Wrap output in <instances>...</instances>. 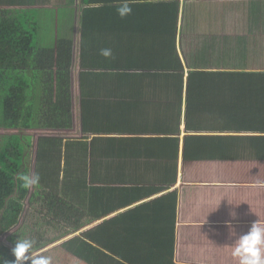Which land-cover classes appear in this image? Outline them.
<instances>
[{"label":"trees","instance_id":"trees-1","mask_svg":"<svg viewBox=\"0 0 264 264\" xmlns=\"http://www.w3.org/2000/svg\"><path fill=\"white\" fill-rule=\"evenodd\" d=\"M202 3L193 2L192 6L188 7L183 29L184 31L190 29L193 35L197 36L193 56L187 53L190 61H194V65L200 62L205 64L210 62V64L204 71L202 67L194 66L187 77V84L184 78L185 67L177 46L178 4L132 5V14L140 12L141 7L159 13L160 32L145 38H133L126 34V30H129V26L131 28L134 23L128 19L132 14L126 19L113 16L109 22L99 26L97 31L92 25L100 21L82 20L79 57L77 43L71 39L57 42L55 50L37 49L36 26L28 16L22 15L23 13L12 12L11 14L14 15H4L0 19V129L17 132L5 134L0 143V240L2 236L18 227L20 218L24 214V202L30 193V190L20 187V182L16 179L18 174H27L25 162L27 150L32 144L31 136L24 133L32 129L51 132L73 129V87L76 68L80 69L79 86L83 111L87 108L88 103L85 102L87 99L102 98L110 106L111 101H114L113 103L118 101L111 98H121L127 92H146L156 97L167 95L168 107L171 108V105H179L182 102L186 91L187 128L190 131L236 130V133H240L243 130L253 132L260 129L264 133V73L231 72L229 71L231 68L226 63L229 58L240 61L242 65H251L255 60L264 62V52L255 47L247 49L242 45L239 48L233 46L231 42L240 39L242 36L240 32L221 37L219 31L226 23V20L221 22L226 6L219 7L220 2H210L198 11L197 8ZM261 4L264 5V0H261ZM173 9H175L174 15L170 14ZM116 10L117 7L114 6L97 8L94 12L117 14ZM257 16L253 4L246 14L248 27L251 28ZM120 23L124 31H119L117 34L116 30L111 29H115ZM101 27L107 30L104 31ZM213 30L216 31L214 33L216 37L207 39ZM102 49H111L112 56L101 55ZM230 51L236 53L239 58L230 56ZM159 61L160 65L156 66ZM166 61L170 63L169 66ZM153 62L155 65L149 64ZM37 77L40 78L42 85L40 97L35 89ZM143 78L147 79V83L142 81ZM82 117H84L82 123L86 126L87 118H91L92 115L86 113L82 114ZM132 141L139 142V140ZM161 141L163 140H140L147 151L141 156H168L169 160H177L178 142L168 139L167 155L164 153L166 150L158 146V142ZM52 143H55V146ZM61 144L60 138L40 137L39 153L43 154L49 150L58 157L61 153ZM65 146L67 154L76 150V144L66 143ZM56 149L58 154L55 152ZM251 161L257 163H242ZM154 164L157 165L158 169H155L157 173L168 175V181H165L168 182V186H165L168 189L161 188L158 193L168 190V196L126 213L85 234L100 250L91 245V254L83 255L85 260L81 259L80 264H89V261L92 262L90 264L134 263L135 260L126 255L125 258H121L122 261L115 258V254L123 256V253H131L134 246L140 247L142 244L141 241L138 244L136 238L129 239L132 236L127 232L129 227L124 228L123 224L128 222L136 229L141 226L150 227L152 222L156 224L157 221H165V224L155 230L156 236H160L165 230L168 231L172 250L176 242L177 222L182 225L178 236L180 262L206 263L207 261L199 255L209 258L211 254L205 256L198 253V255L186 244L185 236L187 230L197 235L210 231L209 227L198 230L193 228L195 227L193 225L201 219V214H207L197 212L214 208L221 211L223 210L221 208H224L218 196L213 198L216 199L215 206L207 208L210 204L211 189L204 185H221V189L212 192L224 191L233 193L234 196H241V191L228 189L225 187L227 184L244 187L245 194H254L252 197L260 198L254 199L245 208L250 213L247 219L264 217V188L260 189L264 187V136L187 138L183 151L182 188L173 192L178 177L177 163ZM147 165L149 168L151 164ZM113 181L116 182L114 179ZM34 199L40 200L45 205L47 215L44 219L50 218L49 223L60 222L68 225L72 233H78L86 224L92 223L89 219L92 214L90 211L86 213L55 195L35 192L31 203ZM129 203L130 201L123 204L124 207L130 205ZM233 203L235 202L231 199L226 209L238 208L237 204ZM216 209L211 213L220 223L218 230H224L226 222L232 223L234 219L231 215L233 211L222 214ZM148 230H153V227L145 229ZM98 233L101 234L102 239H98ZM203 239L208 242L203 246L211 248L212 251L214 244L219 243L209 233H205ZM6 250L0 249V257L14 264V258L9 256ZM47 252L42 254L49 257ZM68 258L70 256L61 248L51 250V264H66Z\"/></svg>","mask_w":264,"mask_h":264},{"label":"crops","instance_id":"crops-1","mask_svg":"<svg viewBox=\"0 0 264 264\" xmlns=\"http://www.w3.org/2000/svg\"><path fill=\"white\" fill-rule=\"evenodd\" d=\"M193 2L202 3L197 8L198 11L204 5L213 2L219 3V7L225 5L226 9L224 17L221 22L226 20L225 26L220 29L219 35L224 37L226 35L230 36L233 32H240L241 37L238 40H233L231 43L233 46L239 48L240 45L244 46L247 49L252 47L260 48L261 52H264V5L261 4V0H133L132 5H147V4H158V3H168V4H178L179 5V17H178V35H177V46L180 52L182 62L185 67L186 76L192 69H189L182 57V51L185 49V43L181 38L184 34V20L187 16L188 7L192 6ZM111 3V4H108ZM255 5V14L257 18L255 23L252 24L251 28L248 27L247 17L248 11L250 8ZM119 0H0V19L4 16H12V12H20L22 15L29 17V20L33 22V25L36 26L38 35L42 38L45 37V32L42 30L48 29V32H51L50 36L45 38L47 43H51V46L42 47L43 49H53L57 46V39L52 42L48 41L49 37H52L55 29L59 26L58 19L61 18V23L63 25V36L70 37L73 41L77 40V31L81 33V23L82 20L88 22V20L99 22L94 26V30L97 31L99 26L103 25L104 22H109L113 16L118 18L117 14L110 12H98L95 13V9H101L104 7H118ZM8 12L10 14H6ZM175 9H173L172 15H174ZM97 15V17H95ZM159 13L150 12L149 9L141 7V11L137 14H132L130 21H134L129 26V30H126V34L133 38H145L157 35L160 31L158 28V23L161 19L158 18ZM121 19V18H119ZM121 22V20H120ZM138 22V24H137ZM84 24H86L84 22ZM42 25V26H41ZM104 31L106 28L101 27ZM218 29V28H217ZM252 29V30H251ZM118 34L119 31L123 32L122 24L117 25L115 29ZM53 31V32H52ZM252 31V33H250ZM216 31L213 30L212 33H209L207 39L211 40L216 37L214 34ZM58 37V36H57ZM221 41V40H220ZM81 42V40H80ZM37 39V46L40 47ZM184 45V48H183ZM231 46V45H230ZM37 47V49H38ZM230 56H237L236 53L230 51ZM239 58V56H237ZM235 60L229 58L226 63L231 72H262L264 73V62L263 61H254L248 65H242L240 61L236 64ZM168 63V66L170 63ZM155 65V63H149ZM210 62L197 63L194 65L196 67H202V70L208 68ZM160 65V61L156 66ZM193 66V67H194ZM142 81L147 83V79L143 78ZM187 84V77H185ZM74 92V91H73ZM77 94V93H76ZM77 97V95H76ZM78 98V97H77ZM113 100H118L113 103L111 101L110 106L105 103V100L102 98L94 97L93 99H87V108L83 111L81 109V94L77 105L79 106V119L78 125L76 126V120H74V129H79V132L84 135V138L81 139V143L85 145V151L87 156L83 159V163L93 165L89 173H85L84 180L86 176L88 177V185L84 191L92 197V213L94 214L98 208H120L115 209V211L107 212L104 215L102 214H91L92 223L86 224L84 227V233H89L100 228L107 222H110L116 218H119L121 215L132 212L137 208H140L144 205L153 203L160 198L168 196V190L159 193V189L168 186L161 180L154 177L151 173L153 169L157 170L156 164L154 163H177L179 166V174L177 177L176 185H174L172 191H176L182 188V175H183V151L185 146V141L189 137L195 136H250V137H261L264 136L263 131L258 129L257 131H246L236 133V130H230L228 132H219V131H205V130H196L190 131L187 128V93L183 94L182 102L179 105H171V108L168 107V97L167 95H156L151 93H136V92H127L122 95L121 98H111ZM74 100V95H73ZM79 103V104H78ZM107 105V106H106ZM91 113L92 117L87 118V125L84 126L82 120V114ZM72 129V130H74ZM13 134L17 133L16 131H9ZM71 131V130H70ZM50 131H44L42 129H32V131H27L24 134L31 136V141H35L34 137H37L38 134L48 133ZM69 132V131H67ZM23 133V132H22ZM47 137H50L47 135ZM146 139H159L163 140L158 142V146L166 150L168 155V139L176 140L178 142V158L177 160H169L168 156H141L142 153L147 152L144 149V146L141 145L140 140ZM70 142H74L71 138ZM79 140V138L77 139ZM132 140H139L134 142ZM67 142H65L66 144ZM65 144L61 148V154L56 156L49 152V150L43 153V160L51 163L53 160L60 164V158H62V169H65V166L69 162V159H72L74 156L79 154L81 151L73 150L70 154L66 153ZM65 146V148H64ZM152 153V152H151ZM54 157H51L53 156ZM34 156V155H32ZM45 157V158H44ZM67 159V161H66ZM42 160V162H43ZM124 162H145V165L151 164L149 167L148 175L141 177L140 184H127V181L133 179L134 175H129L127 172L117 173L114 179L117 182L116 190H106L107 182H102L104 178L103 171L101 166L106 163H115L123 164ZM242 163H257L255 161L251 162H242ZM94 165H97L95 167ZM154 165V166H153ZM180 167L182 170L180 171ZM40 168V167H39ZM148 169V165L145 167ZM67 169V167H66ZM68 170V169H67ZM155 170V171H156ZM157 172V171H156ZM182 173V174H181ZM52 175V174H51ZM50 175V177H51ZM139 178V177H138ZM168 179V175L165 176ZM206 188L211 189V199L210 204L207 205V208H213L216 204V199L214 197L218 196V199L222 202L223 210L219 211L218 208L216 211L222 214H225L226 211H235V218L232 221L233 231L235 235L230 233V230L226 227L224 230H218L220 225L217 217L212 215L214 209H207L205 211H199L197 213H207L201 214V219L195 223L193 227L195 230L200 228L209 227L211 228L209 232H203L201 234H194L187 230L185 236L187 238L186 244L192 250L196 251L197 254L208 255L211 254L209 258L202 257L205 261L204 264H238V261L232 256V247L231 244L235 238L242 233H245L249 230L252 223L256 220L264 222V217H256L254 219L248 220L247 217L250 216V213L245 210V208L250 205L254 199H260L258 197H252L254 194L247 195L244 193V187L240 185L227 184L228 189L240 190L241 196H234L233 193L222 192H212V190L221 189V185L208 184L204 185ZM224 186V185H223ZM168 189V187H165ZM264 187H260L262 189ZM112 192V194L110 193ZM199 192V191H196ZM195 193V192H194ZM233 195V196H232ZM233 200V204H237L238 208H233V210H227L226 208L230 204V200ZM130 201V205L124 207L123 204ZM229 203V204H228ZM242 207V208H241ZM80 208V207H79ZM264 209V208H263ZM211 211L213 213H211ZM86 213L89 211L86 210ZM228 212V213H229ZM212 215V216H211ZM94 217V218H93ZM165 224V221H157L156 224L152 222L153 230L145 231L149 229V226H141L138 228H133L128 222L123 224V227H129L132 230V233L129 239L137 240L142 242L140 247L134 246L131 253H123V256H118L115 258L122 261L121 258L126 255L127 257L134 259V263L126 264H202L200 262H180L178 259V236L179 230L182 226L179 222L176 225V242L174 244V250H172L171 240L168 238V231L165 230L160 236H156L155 230L160 228ZM209 233L215 237L219 242L214 244L213 251L211 248L203 246L204 243H208L203 239V235ZM98 239L101 238V234L98 233ZM165 237L167 239H165ZM96 248H99L97 245L92 243ZM139 244V243H138ZM144 246V248H142ZM145 249V250H143ZM102 250V249H101ZM137 250V251H135ZM108 253V252H107ZM125 258V257H124ZM173 259V260H172ZM172 262V263H171ZM209 262V263H208Z\"/></svg>","mask_w":264,"mask_h":264},{"label":"rangeland","instance_id":"rangeland-1","mask_svg":"<svg viewBox=\"0 0 264 264\" xmlns=\"http://www.w3.org/2000/svg\"><path fill=\"white\" fill-rule=\"evenodd\" d=\"M61 21H62L61 18H59L58 19L59 26L55 29L52 37L48 38L49 42H52L55 39H57L58 40L57 42H59L61 40H67L68 38H70L63 36V28H62L63 25ZM42 32H45L46 34L45 37L41 38L38 35V32L36 34L38 43L42 42L40 44V47L37 46L39 50H43L42 47L51 46V43H47L45 40V38L50 36L51 32H48V29H46L45 31L42 30ZM76 37L77 40L74 42L77 43V47H78L77 56H78L80 53L79 47L81 40V33L79 31H77ZM181 38L183 39L182 41L185 43V49L184 51H182L183 60L186 63L187 67L193 70L194 61L192 62L190 61V58L188 57L187 53L193 56L194 43L197 39V36L193 35L192 31L188 29L187 31L184 32ZM46 50H55V47L53 49H46ZM234 62L236 64L238 61H234ZM79 73H80V69L77 68L76 72H74V75L79 77ZM185 77H188L186 76V72L184 78ZM36 79H38V81L35 83V89H37L38 95L40 97V95H42V90H41L42 85H41V81L39 80L40 78L37 77ZM73 91H74L73 114H74V120H76L77 118L76 120V126H77L79 119L78 117L80 116L79 108H78L79 106L77 105V102L79 99V95L81 94V90L78 82H74ZM76 95L78 98L76 97ZM6 133H10V132H8L7 130L0 129V143L2 137L5 136ZM47 135L52 138H60V142H62L61 148L65 144V142H67V144H76V151H81L72 159H69L70 163L64 165L65 169H62V158H60V164H58L54 160L51 163H48L43 160V154L39 153V141L37 142V140H39L40 137L42 136L47 137ZM34 138L35 141H32L33 145L31 146L29 151H27L29 152V155L25 162V166L27 169V174L29 175L38 174L40 176V182L38 185L34 186L30 190L29 197L24 202V214L20 218L18 227H16L11 233L5 235L4 237L2 236L0 240V249L1 250L7 249L6 252L8 253V255L13 257L15 260V257L12 254V249L15 247V242L19 238L21 239L27 238V239H31L34 242V250L40 254L46 253L48 251L47 255L50 257L51 250L53 248H61L65 251L67 255L70 256L66 264H77V263L80 264L81 259H83V261L85 260V257L83 258V255L86 256L90 255L91 245L94 246L92 244L93 242L90 239V237L87 238V236L85 235L87 234V232L82 234L84 232L83 230L82 232L73 235L72 230L68 225H64L63 223L60 222L49 223L50 218L44 219V217L47 215V212L45 210L46 208L45 205L38 199H34L32 203L31 200L33 199V195L35 194V192H40L42 195L49 193L59 197L67 204L74 205L78 208L80 207V209L84 211L88 210L92 213V208H91L92 197L88 193H86V191H84L88 185V177L86 176L84 180V176H82V174L86 175L85 173H89L90 169L93 167V165L82 162L83 159L87 156V153L85 151L86 150L85 145L79 142L81 141V139L84 138V135L80 133L79 129L77 128L69 132L67 131L56 132V133L48 132V133L38 134V136ZM71 138H73L74 142H70L72 141L70 140ZM78 138L79 140H77ZM55 143H52V145L55 146ZM55 152L56 154H58L57 149L55 150ZM51 157H54V155ZM146 166L147 165H145V162L144 163L124 162L123 164H115V163L103 164L101 166L104 175L102 182H105L106 180L107 182L106 186L108 187L106 190H116L117 182L113 181V179L117 180L115 175L117 173L127 172L129 173V175H134L133 179L129 181L125 180L127 184L129 185L138 184V182L140 184V182H142L141 177L148 175L147 172H149V168L146 170L145 168ZM66 167L68 170L66 169ZM178 169H177V175L179 174ZM181 170L182 167H180V171ZM151 174L154 177H156L157 180L160 179L161 181H164V184H167V182L165 181H168V179L165 178L164 174L161 175L159 172L157 173L154 169ZM110 193L112 194V192ZM115 209H120V208H98L94 214L104 215L107 212L115 211ZM94 214L92 213V215ZM89 219H91V215ZM127 232L132 233V230L128 228ZM94 247L96 248V246ZM98 250H100V248H98ZM108 255L110 254L108 253ZM90 263L92 262L89 261V264Z\"/></svg>","mask_w":264,"mask_h":264},{"label":"clouds","instance_id":"clouds-1","mask_svg":"<svg viewBox=\"0 0 264 264\" xmlns=\"http://www.w3.org/2000/svg\"><path fill=\"white\" fill-rule=\"evenodd\" d=\"M132 2L133 0H119V5L116 11L117 15L121 19H126L132 14ZM101 55L104 57H111L112 51L111 49H102ZM74 82L79 83V77L76 75H74ZM49 133L56 132L50 131ZM38 141L39 140H37V142ZM29 149L30 148H28L27 151H29ZM28 155L29 152H27L26 158ZM16 179L20 182V187L25 190H31L40 182V176L38 174H18ZM231 215L233 218H235L236 214L233 212ZM225 226L230 230V233L235 235L231 221H227ZM82 231L83 229L80 232ZM78 233H73V235ZM231 247V254L233 258L238 261V264H264V222H261L260 220L254 221L247 232L239 234L235 238L231 244ZM12 254L15 257L14 264H51L50 257L40 254L34 250V242L31 239L19 238L15 242V247L12 249ZM0 264H13V262L7 261L3 257H0Z\"/></svg>","mask_w":264,"mask_h":264},{"label":"water","instance_id":"water-1","mask_svg":"<svg viewBox=\"0 0 264 264\" xmlns=\"http://www.w3.org/2000/svg\"><path fill=\"white\" fill-rule=\"evenodd\" d=\"M189 74V73H188Z\"/></svg>","mask_w":264,"mask_h":264}]
</instances>
